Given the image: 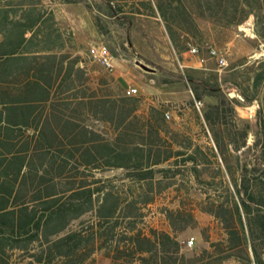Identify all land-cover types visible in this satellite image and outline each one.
I'll use <instances>...</instances> for the list:
<instances>
[{"label":"trees","instance_id":"1","mask_svg":"<svg viewBox=\"0 0 264 264\" xmlns=\"http://www.w3.org/2000/svg\"><path fill=\"white\" fill-rule=\"evenodd\" d=\"M44 1L0 0V112L34 131L22 153L0 157V264H96V255L110 264H264V62L234 81L258 104L254 142L225 100L193 112V133L172 126L169 104L126 96L89 65L50 7L84 4L101 34L108 21L128 33L136 17H159L181 53L203 38L201 20L228 29L252 19L264 42V0ZM113 170L123 174L105 175ZM166 194L168 228L147 226L146 209ZM196 210L220 235L201 228L208 247L186 256L178 238L196 226Z\"/></svg>","mask_w":264,"mask_h":264},{"label":"rangeland","instance_id":"2","mask_svg":"<svg viewBox=\"0 0 264 264\" xmlns=\"http://www.w3.org/2000/svg\"><path fill=\"white\" fill-rule=\"evenodd\" d=\"M92 3L99 4L95 1ZM86 11L84 8L83 12L74 10L64 11L62 14L67 29L72 32L76 43L83 47L79 53L93 58L89 65L93 63L101 67L103 73L116 84V77H120L125 87L120 89L136 85V96L144 95L154 99L163 92L162 90H165V93L179 94L178 99L169 102L170 112L175 116L187 118L186 123L192 127L193 133L199 132L193 112L201 115L207 106L225 100L234 108L236 117L249 124L247 143L254 142L258 133L255 122L258 104L256 101H245L234 85L237 72L250 70L254 63L264 62V42L253 33L252 19H249L251 23L247 20L228 29H214L208 21L201 20L199 24L204 30V36L200 41L193 43L199 49V56L195 57L187 50L178 53L174 49L159 17H136L128 33L122 26L108 21L107 32L101 34ZM210 50H216L218 56L226 60L227 65L220 67L216 58L209 56ZM103 52L112 57V72L107 71L100 62ZM201 58L204 60L200 61ZM240 63L245 64L238 67ZM196 101L202 103L199 110L195 107ZM203 142L204 139L201 138L200 143ZM122 174V170H113L105 175ZM191 194L195 201L203 199L197 189H193ZM170 198L171 194H166L146 209L147 226L164 230L168 228L161 208L164 205L173 206ZM194 216L196 226L188 228L178 238L181 252L186 256L208 247V243L204 242L201 236V228H207L213 240L220 235L219 226L210 215L196 210ZM191 239L193 243L189 245L188 241ZM96 264H110V261L96 255ZM224 264L239 263L229 260Z\"/></svg>","mask_w":264,"mask_h":264},{"label":"crops","instance_id":"3","mask_svg":"<svg viewBox=\"0 0 264 264\" xmlns=\"http://www.w3.org/2000/svg\"><path fill=\"white\" fill-rule=\"evenodd\" d=\"M44 3L46 5H48L49 2H45ZM55 19L59 25V27L63 30H68V26L66 25V22L64 21V15L62 14V12H71L74 10H80L81 12H83V9L85 8L84 4L82 3H77V4H53L50 6ZM86 9V8H85ZM87 10V9H86ZM86 14H89L88 11H86ZM90 16V14H89ZM91 18V17H90ZM155 19H159V18H155ZM249 22L251 23V20H249ZM75 39V38H74ZM117 80V84L119 88H123V81L122 79H120V77H116ZM136 85H132L130 87H135ZM125 88V87H124ZM136 88V87H135ZM125 89H121V92L123 93ZM163 92H160L157 97H154V99H149L148 97L141 95L143 97H145V100L148 102H151L153 104L156 103H162V104H169V102L171 101H175L176 99H178V95L179 94H175V93H165V90H162ZM1 109V106H0ZM169 114V120L172 124L173 127L178 128L180 127L182 124H186L187 118H184L182 116H175L173 115L170 111L168 112ZM9 118L6 116V113L4 112H0V157H5L6 159H10L11 155H13L15 153V151H20L21 152V142H22V138L26 137L27 135H31L34 131L32 128H28V127H23V126H13L8 124L6 121L9 120ZM20 134V135H18ZM5 143H9L12 145L11 147V153L10 154H4L5 150L3 148V145H5ZM22 153V152H21ZM19 183V179L18 181H16V185L13 189V193L12 195L16 192V187L17 184Z\"/></svg>","mask_w":264,"mask_h":264},{"label":"built area","instance_id":"4","mask_svg":"<svg viewBox=\"0 0 264 264\" xmlns=\"http://www.w3.org/2000/svg\"><path fill=\"white\" fill-rule=\"evenodd\" d=\"M186 47H187V51L190 55L192 56H199V49L197 46H195L193 43L191 42H187L186 43ZM209 56L211 58H216L217 63L220 67H225L227 65L226 60L222 57V56H218V53L216 52V50H210L209 51ZM204 59H200V61H203ZM100 62L102 64V66L109 72H112L114 70V63L112 60V57L110 55H108L107 53L103 52L101 57H100ZM138 90L135 87H128L123 91V94L126 96H136ZM202 105L201 101H196L195 102V107L199 110L200 106ZM166 117L169 118V114L166 113ZM193 240L191 239L190 241H188L189 245H192Z\"/></svg>","mask_w":264,"mask_h":264}]
</instances>
